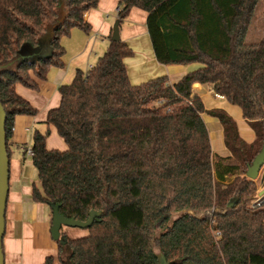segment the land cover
Segmentation results:
<instances>
[{"label": "trees", "instance_id": "obj_1", "mask_svg": "<svg viewBox=\"0 0 264 264\" xmlns=\"http://www.w3.org/2000/svg\"><path fill=\"white\" fill-rule=\"evenodd\" d=\"M119 27L132 8L146 12L158 63L200 66L170 84L165 76L131 84L123 40L109 39L86 73L58 86L59 105L45 124L66 144L48 149L49 130L32 135L31 161L41 190L87 233L56 241L60 264H264V199L245 172L264 137V37L246 42L259 0H117ZM98 0H0V103L5 142L15 117L37 109L16 92L37 90L62 67L72 29L91 33L85 13ZM239 108L255 134L244 141L222 109L205 110L192 85ZM216 117L229 155L212 151L202 114ZM51 209V208H50ZM164 258V262L159 261ZM49 255L43 264H54Z\"/></svg>", "mask_w": 264, "mask_h": 264}, {"label": "crops", "instance_id": "obj_2", "mask_svg": "<svg viewBox=\"0 0 264 264\" xmlns=\"http://www.w3.org/2000/svg\"><path fill=\"white\" fill-rule=\"evenodd\" d=\"M117 8V0H98L97 7L85 13V19L91 26V33L87 35L83 32L85 37H81L82 41L71 53L69 64L67 62L62 67H51L46 80L39 83L37 90L20 84L15 87L16 92L37 109V113L34 116L18 115L14 120L13 134L10 139L9 189L2 240L4 264H43L49 255L55 258L54 264H60L57 259L56 241L50 235L51 209L48 204L35 202L32 198V186L35 185L40 190L41 186L37 170L25 150L31 148L32 135L35 130L40 132L49 130L46 138L48 149L64 150L66 148L65 142L59 137L56 129L45 124L47 112L59 105L58 86L72 80L76 69H80H72V63L78 64L85 59L87 50L91 51L90 43H93L94 48L95 45L98 46L100 51L106 49L112 26L117 20ZM257 13L264 17V0H259ZM146 16L145 11L132 8L119 27L120 39L125 41L133 51L131 56L124 59L130 83L139 84L165 76L172 84L187 72L196 69L194 63L164 65L157 62L147 33ZM73 30H71L72 33ZM92 64H88V67ZM192 90L200 96L201 100L204 96L212 94L213 98L208 99L209 105L206 106L202 101L205 110L222 109L225 111L224 102H228L225 98L216 96L211 86L194 83ZM216 99L222 102L217 103ZM237 109L232 108L235 115L227 113L235 120L240 137L248 143L252 142L255 139L253 131L246 128V124L244 129H239L237 122H241L243 117L238 107ZM202 119L208 130L211 148L214 138L215 140L220 138L223 145L219 147L215 143L217 147L215 146L212 151L222 157L228 156L229 151L224 144L223 128L219 120L207 113L202 114ZM84 231L70 227H65L63 230L71 238L85 235L87 231Z\"/></svg>", "mask_w": 264, "mask_h": 264}, {"label": "water", "instance_id": "obj_3", "mask_svg": "<svg viewBox=\"0 0 264 264\" xmlns=\"http://www.w3.org/2000/svg\"><path fill=\"white\" fill-rule=\"evenodd\" d=\"M110 40L111 41L120 40L118 20H116L112 26ZM13 63L14 61L8 62L7 64L1 66L0 69L12 66ZM5 120H6L5 111L0 103V264H4L2 240L5 231V210H6L8 189H9V185H8L9 156L7 154L6 142H5ZM263 165H264V137H263V143L261 149L252 160V163L247 168L245 172V176L250 180H255L258 177V172ZM263 194H264V187L262 188V190L259 191V195H263ZM49 207L51 208V213H52L50 235L52 239L55 241L58 240L62 241L64 239L63 235L61 234L62 227L86 229L91 226L94 218L100 215L99 212L91 211L86 221H79L73 218L67 219L63 217L59 213L58 207L54 204H50ZM159 261L163 263L164 258L159 257Z\"/></svg>", "mask_w": 264, "mask_h": 264}, {"label": "rangeland", "instance_id": "obj_4", "mask_svg": "<svg viewBox=\"0 0 264 264\" xmlns=\"http://www.w3.org/2000/svg\"><path fill=\"white\" fill-rule=\"evenodd\" d=\"M71 34H72V36H71ZM82 36L85 37L84 33L82 31H80L79 29H75L74 28L73 33L71 31L70 35L63 36L61 38V43L64 45V48H65V54H64V57H63L64 64L67 63V62L69 64V58L71 56V53H73L75 51L76 46L78 44H80V41H82L81 40ZM263 37H264V17L260 16L257 13V14H255L253 19L251 20V23L249 25L248 31H247L246 36H245V41L246 42H255V41H258V40L262 39ZM92 46H94L93 43H90L89 48L91 47V49H90L91 51L87 50V52L85 54L86 57H85L84 60L80 61L78 64H73L72 63V66H71L72 69L80 68L84 73H86V71L89 68L88 64H92L96 60L97 55H100L102 53V51H103V50L100 51L99 47L96 46V45H95V48L92 47ZM194 64L196 65V68H198L200 66V64H198V63H194ZM211 98H213L212 94L206 95V96L203 97L202 101L207 106V105H209L208 99H211ZM216 101H217V103L222 102L220 99H216ZM224 107H225V111L232 113V115H235V114H233L234 112H233L232 108L238 110L236 106L230 105V104L225 103V102H224ZM237 123H238V126H239L240 130L244 129V125L245 124L247 125L246 128H250L248 126L247 121L245 119H242L241 122L238 121ZM215 143L218 144L219 147H220V145L223 147V145L221 144V139L220 138H218V139L216 138V140H215V138H214L213 143H212V150L216 146ZM64 229H65V227L61 228V230H62L61 232L62 233H64L63 232ZM78 230L84 231V229H80V228H78Z\"/></svg>", "mask_w": 264, "mask_h": 264}, {"label": "built area", "instance_id": "obj_5", "mask_svg": "<svg viewBox=\"0 0 264 264\" xmlns=\"http://www.w3.org/2000/svg\"><path fill=\"white\" fill-rule=\"evenodd\" d=\"M118 11V8H117ZM219 97V95H216ZM26 155L31 156L32 155V151L31 149H26L25 150ZM264 165L260 168L259 172H258V177L253 180L254 182H256L257 184V198H256V202H260L262 199H264V195H259V191L262 190V188L264 187Z\"/></svg>", "mask_w": 264, "mask_h": 264}]
</instances>
